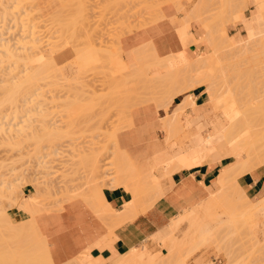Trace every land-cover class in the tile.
Listing matches in <instances>:
<instances>
[{"label":"bare ground","instance_id":"obj_1","mask_svg":"<svg viewBox=\"0 0 264 264\" xmlns=\"http://www.w3.org/2000/svg\"><path fill=\"white\" fill-rule=\"evenodd\" d=\"M139 1H141V0H139ZM179 1H181V0H165L159 6L154 7V9L157 11V13H159L160 6H162L165 3H170V2L174 3L176 5V7L179 8V6H180ZM198 1L199 2L196 1L197 5L195 4L193 6V7L197 6L198 8L195 7V9L197 8L198 11L195 12V9L193 8L192 9L193 12H191L192 10L190 12L192 13V15L195 12L194 15L197 16L196 13H198L200 11L199 14H201V11L204 10L202 14L206 15L207 12L210 11L212 0L210 2H209V0L208 1L202 0V2H201V0H198ZM228 1L227 0L226 1L221 0L222 3L220 5V7H218L219 11L217 9H215V7H214L213 9H215V11L217 10L218 12H216V13L214 12L215 13L213 15L214 17L211 16L214 19L213 21H211V24L213 25L214 22L216 24L218 22H220V17L223 13L226 14V19L224 20L223 24H222V22L219 23L222 26L221 25L219 26L217 24L216 25L217 28L214 25V26H212V29L210 28L211 26H209L208 29H210L211 31L205 29V31L207 30L210 32V35H207L208 38L206 36V38H207L206 42L208 41V39H209L208 43H210V44L211 43L215 44L217 41V43L213 46L210 54H204L200 57H197L198 59L195 58L194 61L190 62L184 55L169 57V58H165V59H157L155 56H152V57L150 56L151 57L150 58L146 52L142 53V51H141L140 54H138L139 55L138 61L140 62L141 66L145 70V72L150 67H159L163 71V74L161 76H154L152 79L142 80L143 88L145 90L146 96H142L141 94L139 95L135 91L129 90L128 89L129 80H123L120 77V78H117L118 80H109V82L112 83V85H111V87H112L111 91L112 92L109 95H107V94H106V96L104 95L105 98H103L105 101H107V100L109 101V98H110V100H111V98L113 100L114 94L118 95L114 99L115 101L113 100V102H111L112 101L111 100L108 103L109 104L113 103V104H111V106L114 105V107H115L114 110H116V108H117L118 112H120L121 115L123 114L121 120L124 119L125 122L119 120L122 122L120 125H123V123H126V121L127 122L130 121V119H129L130 117L128 118V115H129L128 113L132 107L139 106V105H142V104H145L148 102L155 103L156 107L158 109L164 111V113H165L164 117L161 119V122H162L164 129H165L164 131H166L168 133V137L166 138V139H168L169 137H171L172 134L176 133L177 131H179L181 129V127H182L181 116H182L183 112L185 111L184 110L185 107H188V106L194 107V101H193L192 97L187 96L188 95L187 92L191 91L192 89H194L195 87H198V86H204L205 87L206 94L208 95V101L204 105L203 108H205L211 114L213 112L215 113L214 118H213V116L211 117L212 118V127L214 128L215 131H217V132L220 131L223 134L224 138L226 139L225 141L227 142V146L221 152L222 158L231 157L233 159V162L229 166H227L224 170H222L220 172V174L217 178L218 190L215 192V196L213 194L207 193L206 198L201 200V199L197 198L196 196H193L194 195L193 192L191 190L185 188L182 185L172 189L173 191L169 192V196H173V195L177 196V194H179L181 197L180 199H182V201H183V203L179 204V206L180 205L181 206L178 207L179 209H182L181 210L182 212H180L178 214V218H175L174 220L171 221L170 227L176 228V227H178V225L181 222L187 221L188 222L187 225H190L189 228L191 227L192 231L194 233H196V235L198 234L200 237L199 242H198V240L196 241V239L194 238L197 243L196 242L192 243L193 247L191 248V251L189 250L188 253L186 252L187 254L185 256L183 255V257L178 258L179 260H177V264H187L186 258L189 255L193 254L194 251L198 250L200 247H202L203 245H205L207 243H214L215 244V242H217V240L219 238L218 236H221V234H220L221 230L225 227L220 221L217 220L219 215H220L219 211L221 212V214L227 215L228 219H230L228 222L229 227L230 226H235V227L236 226H245V222H246L245 218L253 219L254 223L252 226L253 228H252L251 233L254 236L257 234L256 229L259 226L263 225L262 223L264 222V198L257 201V202L248 201L245 197L244 191L242 190V188L240 187L239 182H238V179L243 174L250 172L259 166L264 167V131L262 130L264 128H262V129H260V131H258L256 129V127L253 125L250 118L246 115V110H243V106H242L243 104L239 103L241 99H238V97H236L233 89H231V87H229L230 79L226 80L227 74H225L222 71V68H224V67L230 68V66H228L229 64L227 63V61H228V59L229 60L232 59L231 58L232 56L234 58L236 55H237L236 57H238V56L240 57L242 55L241 58L243 57V58L247 59L248 54H246V53H249L251 51V48H252V47L249 48V46H253V45L255 47L258 46L260 48L259 51L261 50L260 53L264 54V29H263L264 28V0H254V3L256 5V10L258 11L257 15H256V17L251 16L247 19H243V13L248 7L246 0H232V4L230 1H229L230 3H228ZM200 2L202 3L201 5H200ZM198 3H199V5H198ZM205 3L206 4L208 3V5H210V6H207L209 10L207 9ZM217 3H220V1L219 2L217 1ZM118 4H119V0H118ZM217 5L219 6V4H217ZM228 6L230 7L229 10H228V8H229ZM204 7H206V10L204 9ZM5 8H6V6H5ZM76 9H78V8H76ZM139 11H140V8H139ZM179 11H180V9H179ZM79 12H80V10H79ZM204 12H206V13H204ZM228 12H229V17H228ZM211 13H212V11H211ZM202 14H201V16L198 15L197 17H199V18H195V19H197L198 22H200L201 24H204L205 22L207 23L208 19H206V18L209 16V14L207 16H203V17H205V19L207 21H205L204 18H203L204 21L202 20V18L200 19V17H202ZM73 16H75V15H73ZM77 17H79V16H77ZM185 17H186L185 20L188 19L187 16H185ZM189 17H191L190 21H193V20L195 21L194 17L193 18H192V16H189ZM211 17L209 16V18H211ZM79 19H80V17H79ZM127 19H128V16H127ZM183 21H184V18H183ZM202 21L204 23H202ZM67 22H68V20H67ZM186 22H187V20L185 22H183L184 26L182 25V27H184L183 29L186 30V31L184 30L185 31V33H183L184 36L181 33V32H183V30L179 31L182 38H185V34L187 32V28H185ZM226 22H228L229 26H233V27H236L238 23H241L242 27H243L242 29L244 30L245 34L244 35L240 34L239 40L238 39L236 40L235 38L227 39V37H226V35H224V31H223L224 30L223 28H224V25ZM59 23L61 24V22H59ZM206 23H205V25H203L204 28L206 26L208 27V25H209V24L206 25ZM188 26L189 25L187 24V27ZM213 27H214V30H213ZM218 27H221L220 30L222 29L221 30L222 33L212 32V31H216L217 29H219ZM179 28L181 29V26ZM215 28H216V30H215ZM180 29H178V30H180ZM220 30H219V32H221ZM131 31H132L131 28L128 29L127 34ZM209 32H207V34H209ZM217 33L219 34V36ZM222 34L224 36H222ZM211 36L212 37L216 36L218 38L216 39V37H215V42H213V38H210ZM234 43L235 44L238 43V45H232ZM247 45H248V48L245 47ZM6 46H8V45H6ZM6 46L3 49L4 50L3 54L5 56V59L7 57V59L11 60V62L14 59L13 62L15 61L17 64L19 63L20 59H21L22 63L31 62L32 65H33V63L35 64V62H36V66L35 65L32 66V69L30 67L31 64L28 66L32 71H30V73L28 72V74L19 78V80H21L20 83L18 82L16 84L15 83L13 84V82H11L10 85L6 84L7 86H4L2 88L4 90L3 91L4 103L8 102L9 105L13 104L12 106L15 109V107L16 108L18 107V104H17V106L15 105L16 103H19L18 98L21 97V100H20L21 102H25L26 99L30 100V97H34V95L38 94L37 91L39 90L41 81L52 79V77H56L57 73L59 76V69L53 70V71H55V72H52L53 74L49 73L50 72L49 70H50L51 65H52V58H47L45 54L38 55V56L36 55V57H35L34 55H30L31 53H29L26 56H22L23 57L22 58L20 55L24 54L25 53L24 51H23V53L21 51H19V54H18V51H15V53H13V51H11L13 49H11L9 46H8L9 48ZM118 47H119V44H118V40H117L115 48H113L110 52H108L105 60L108 63L112 62L110 65H112L114 63L113 65H120L121 67H125L122 60H121L122 58H120L121 55H120V51H119ZM91 48H89L90 51H92ZM234 48L235 49L238 48L236 52L232 51ZM255 49H257V47ZM14 50H16V49H14ZM248 50H250V51L248 52ZM231 51H232V54H235V55H232V54L230 55ZM252 51H253V49H252ZM88 52H87V50H85V51L78 53V58L80 61L79 62L76 61L78 58L75 59L76 63L78 62V64H79L78 65L75 63L76 68L78 66L81 67V66L85 65L83 63H86L85 61H87V60H88L87 63L89 62L90 59L95 60L96 57H97V61L100 60V58L98 56L92 54V52L91 53H88ZM225 53H227L228 56H226ZM223 54H225L224 56L227 59L226 62H224L226 60L225 58L223 59L224 61H222V57H224ZM30 56H33L34 58H32ZM86 56L88 57L87 60H86ZM48 57H49V55H48ZM250 58H248V60ZM22 59H23V61H22ZM83 59H85V60L83 62H81V60H83ZM145 59H147V64H146L147 67H144L142 64ZM255 59H256V56H255ZM9 60H8V62H10ZM24 60H25V62H24ZM252 60H254V59L253 58L251 59V63L256 62V61L252 62ZM93 62H96V60ZM219 62H221V64H219ZM223 63L224 64L227 63V64L224 65ZM237 63H236V65H238ZM251 63H249V65H251ZM80 64H82V65H80ZM239 65H238V68L240 67ZM254 66L252 64L251 67H254ZM244 67L247 68V65ZM235 69H236V67H235ZM251 69L252 68H248L246 70H248V73H250ZM78 70H80V69H78ZM228 70L226 71V73L229 72ZM249 70H250V72H249ZM81 71L82 70H80V72ZM232 71L234 72V70H232ZM241 71L242 70H240V72ZM142 72H144V71H142ZM142 72H139V73L141 74ZM233 72H232V74H233ZM235 72H236V70H235ZM238 73H237V75L240 74V73L239 74ZM51 74H52V76H51ZM232 74H230V76ZM145 76H146V74H145ZM228 77H229V74H228ZM233 79H235V78H233ZM11 80H13V79L11 78ZM117 93H120V94H117ZM77 97H80V96H77ZM107 97H108V99H107ZM175 97H182V102H181V104L177 105L176 108L173 109V111L171 113H169L168 109L171 106V104L169 103V100L174 99ZM95 99L99 100V98L96 96H91V97H88L86 99L76 98L73 100L72 99L65 100L67 102H64L63 108H65L67 113H69L70 115H67V113L65 112L66 115L69 116V120L67 118L66 123H65L66 125H64V127L67 128V130L72 129V131H73V130H75V128L78 127V125L83 124V129L90 130V131H92V133H95V131L99 130L101 127V123L103 122L102 119L103 118L108 119V117L105 116L106 110L97 111L98 109L94 105H98V107H99V103H98L99 101H97V103H96ZM4 103H3V105H4ZM207 104L208 105L210 104V106H211L210 111L207 109ZM115 105H117V106H115ZM93 106L96 109H94ZM92 108L96 112H91V115H90L88 113V111H93V110H91ZM111 110H113V109H111ZM114 110H113V112H114ZM76 112H78V113H76ZM102 112L104 113L103 118H101V117H100L101 119L97 118V116L101 115ZM94 113H95V115H94ZM108 113L109 112H107L106 114H108ZM120 113H118V114H120ZM114 115L116 116V112ZM92 116H95V117H93L94 120L92 119ZM218 116H221L222 120H220L218 118ZM1 118H3V117H1ZM95 118L97 120H95ZM120 118H121V116H120ZM98 120H99V122L100 121L101 122L98 123ZM92 122H93V124H91ZM130 123H131V121L128 122V124H130ZM96 124L98 125L97 127H95ZM3 125L5 126V124H3L2 121H0V131L1 132L5 131V133H6V134L4 133L5 135L3 134V136H0V146L2 144V146L6 147V145H7L8 147H10L9 149H12L14 147L17 148L16 146L20 145L19 143L21 142V140L24 142V140L27 136L26 132H28V131H26L25 132L26 134L24 135V131L21 130L23 128L16 129L17 132L15 131L16 133L14 134L13 131L10 133V130H12L10 127L5 129ZM127 125H125V127ZM127 127H126V129H127ZM2 128H3V130H1ZM122 128L125 129L124 125L121 127H117V129H115V130H111V131L109 130L108 132L106 131V133L105 132L102 133L105 135L106 140L113 142V146H114L116 153H118L120 155V157H117L115 160L112 159L111 161H106V162L104 160L105 165L107 163L108 166L110 164H112L113 166L114 165L116 166L117 178H113L114 176L113 177H107L108 175L112 176L111 170H110V172L108 171L109 170L108 166H106L105 169H103L104 168L103 163H102V166L100 164L101 162H103L102 157L106 154L107 148L103 145L96 147V142L94 141L95 142V145L93 143L94 147L88 146L86 149H84V150L78 149V151H76L74 149L76 151V153L73 152L74 151L73 149L71 150L72 153H75L74 155H72V159H73L72 161L74 162V163L72 162V164L82 165L84 167V169H86V174H87L86 180L87 181H84L85 185L79 186V188L75 189L74 191H72V189H70L69 191H72L71 193H69L67 191L69 188L68 189L63 188V190L66 189V191L62 192V194L63 193H64V195L66 194L65 195L66 198H64L65 202H69V201L74 200V199H81V201L83 200L84 202H86L84 204H88L86 206H88L91 209V212L95 214L94 216H97L96 218H98L100 221H103L102 224H107L106 228H107V230L109 228L108 232L110 233L111 236L113 235V231L115 229H117V227H120L122 224H124L128 220H132L134 218V216H136L138 213L145 212L148 208H151L154 204H156L160 199H162L163 197H166V192L160 186L161 184L159 183L157 174L154 171L150 172L148 174H144V175L139 174L135 170L134 166L126 158V156L123 154V152H121L118 149V147L116 145V133L118 130H122ZM20 130L22 132H19ZM7 131L9 133H7ZM29 134H31V133H29ZM45 134H44V136H45ZM23 135L25 138L23 137ZM32 136L33 135H30V138ZM51 136H53V135H51ZM51 136H48V137H51ZM92 137L95 139V136H92ZM96 137H98V136H96ZM28 138L29 137H27V140H29ZM41 139H42V137H41ZM45 139H48V138L46 137ZM50 140H51V138H50ZM204 144H206V143H204ZM91 145H92V143H91ZM71 151H70V153H71ZM56 154H58V152ZM202 160L203 159L200 156L199 164H202ZM190 166H191V163L186 158V156L184 154H182L181 156H179L178 158L173 160L170 167H168V169L166 168L165 170H163V173L168 175V174L172 173L175 169H178V168L189 169L188 167H190ZM62 175H63V173H62ZM60 176H61V174H60ZM63 177H64V175H63ZM63 177H62V179H63ZM102 178H103V180L108 179V180H110V182L107 183L105 186V183L102 181ZM104 178H106V179H104ZM101 181H102V183H101ZM46 182L47 181H44V183H46ZM42 183H43V180H42L41 184ZM58 183L59 182H57V184ZM44 185L45 184H43L42 194L38 195V196H40L39 199H34L32 201L24 200L22 202L15 201L16 205H17L16 209L23 210L25 213H28L31 216L29 220H27L25 222H20L17 224V226H14L13 223L10 222V220H9L10 218L8 217L6 210L1 209L0 212H2V210H3V212L0 213V242H2V243L3 242L4 243L5 242H9V243L10 242H13V243L25 242V244H26L27 241L31 240V238H33L35 240L33 242L37 241L35 243V245L33 246L34 249L31 247L32 245L29 246V244L32 243V241H31L30 243L28 242L29 244L27 243L28 244L27 248L25 245L24 246L23 245H16V247L13 246L14 248L13 247L12 248L14 249V251H12L11 249H10L11 253H9L10 250H8L9 252L6 251L8 254L4 253L3 251H4L5 247L10 248V245H8V246L5 245V247H2L3 249H0V250H3V251H0L1 254H2V252H3V254H7V255H5L6 257L3 254H2L3 256H1L4 258L2 260V261H4V263L6 262L5 260L8 261V259H9V261H18V258H19L22 261H25V263L32 261L31 263H33V264H51L49 261V258L47 257L48 253L46 254L44 238L39 234V232L36 228L35 222L33 220V217L35 214H38V213L43 212V211H49L47 206L44 205V201L46 199H48V197H50V196L53 197V195L49 194V191H50L49 189L51 187L48 186L49 188L48 187L45 188L46 186H44ZM118 186H123L128 192H130L129 194H131V196H132L131 201L124 205V210H122V211L112 210L105 203L104 198H103V189L104 188H116ZM70 188H72V187H70ZM5 190L6 189L2 188L1 182H0V201L12 200V198L5 192ZM53 191H54V188H53ZM60 192H61V189H60ZM177 198L179 199V197H177ZM50 200H51V198H50ZM182 206H183V208H182ZM218 209H220V210H218ZM5 228H8L11 230L10 231L11 233L9 236L4 235L2 230ZM222 233H224V232H222ZM226 234H227V232H226ZM198 235L196 236L197 238H198ZM222 237H223V235H222ZM223 238H222V240H223ZM14 239H16L17 241H15ZM113 239H115V238L113 237ZM152 240H156L157 243L161 244V248L166 251L165 256H163L162 251H160L158 249L155 252H152V251H154L153 248H152V251L148 249V246ZM178 240L180 242V239H178ZM178 240L172 236H169L167 239V238H164L163 236H161L160 234H156L154 237L148 239L142 245V247L134 248V249L130 250L127 254H125L121 258L115 260L113 262V264H164V262H166V261L169 263V261L171 259L173 260V258H174L176 260L177 257H179L177 255L178 253L176 254V252H179L180 248L183 247L182 241L180 242V243H182V245H181L178 243ZM223 242H225V241H223ZM37 243H38V245H37ZM220 243H222V241ZM220 243L218 242V244H220ZM6 244H8V243H6ZM1 246H3V245H1ZM107 246L108 245H105V244L101 245L100 249H103ZM22 248H23V250H21ZM29 249H31V250H29ZM230 249H231V247H230ZM30 252H31V254L28 255ZM225 253H226V255L228 253L227 258H228V261H230L233 258V251H232V253H231V250L228 252L225 251ZM1 257H0V260H1ZM168 259H170V260H168ZM164 260H166V261H164ZM175 262L173 260V262H170V263L174 264ZM67 263L68 264H77L76 262H71V263L67 262ZM98 263H100V262L98 261V259H96V260H93L92 262H90L88 264H98ZM228 264H231V263L229 262ZM258 264H264V260L260 261V263H258Z\"/></svg>","mask_w":264,"mask_h":264},{"label":"crops","instance_id":"obj_2","mask_svg":"<svg viewBox=\"0 0 264 264\" xmlns=\"http://www.w3.org/2000/svg\"><path fill=\"white\" fill-rule=\"evenodd\" d=\"M120 1L122 0H119V2ZM210 1L211 0H209V2ZM217 1H220V3H218V7H220L222 2L221 0ZM195 2L196 0H189V2L182 4V1H179V8L172 2L165 3L160 6L159 13L156 12V14L151 16L141 12L131 19V25L133 26L132 31L127 34L114 23L115 4L118 3V0H86L89 7H95L98 11L93 12L90 9L87 14V21L76 31V42L78 46L87 50V52L89 51L88 53H95L100 60L97 61L96 57V62L90 59L87 63L88 57L86 56L87 61L83 63L86 66L83 65L76 68V64H78L80 60L74 46L71 43L64 46L65 40L68 39L66 36L63 38L58 37L55 49L50 52L52 55V65L50 69H59L63 74L64 80H77V82L75 81L72 83V94L78 93L84 96L83 93L87 92V95L99 94L104 96L110 92L112 83L109 82V80H118L117 78L120 77L123 80H127L131 74H138L142 71H144L141 73L142 75L139 73L140 80L152 79L154 76H161L163 74L162 69L159 67H150L146 71L147 73L145 72L138 61V54H140L141 51L142 53L146 52L149 57L155 56L157 59L184 55L190 62L194 61L195 58L198 59L197 57L204 54H210L211 51L208 49L209 45L207 46V43L205 44L203 42L206 41L208 36L206 38V33L202 29L203 25L206 23L203 22V18L205 19L203 16H207L209 12L203 15L202 13L204 10L201 9L202 17H200V19L202 18V23L204 24L198 22L195 18H199L197 16H201V14H199V11L196 13L197 16L194 15V13L198 11V7L195 6L197 7L195 9L193 6L195 4L197 5L199 1L197 0V2ZM201 2L200 5L202 4ZM208 3H205L206 7L210 6ZM139 6H141V4L138 3L137 7ZM206 7H204L205 10ZM218 7L217 10L219 11ZM193 8L195 9L193 13L194 16L191 13L193 12ZM188 15L192 16V18L194 17L195 21H190L191 17ZM185 16L188 17L185 23V28H187L186 34L188 36L185 34V38H182L179 31L183 30V32H181L182 35L186 31L183 29L184 27H182V25L184 26L183 22L186 21ZM222 16L223 14L221 17ZM213 17H211L212 19H210L209 16L206 18L208 20L210 19V22L208 21L209 23H206V25L209 24L208 27H205V29L209 31H211L208 29L209 26H211L210 28L212 29L214 25L215 27L217 24L219 26L221 25L219 24L221 22L217 24L212 22V25L211 21L214 20ZM206 19L205 21H207ZM96 21H100L97 27L99 26L101 29H97V27L94 26ZM88 22L90 23L88 24ZM226 23L223 31L228 39V22ZM187 24L189 25L188 27ZM180 26L181 29L179 28ZM218 28L219 29L212 32L222 33V29L220 30L221 27ZM219 30L221 32H219ZM110 34H115V38L110 37ZM207 35H210V32ZM224 35L222 34V36ZM215 37H210L213 38V42H215ZM236 37H239V34L231 38ZM217 38L218 37H216V39ZM117 39L121 55L120 58H122L121 60L125 66V72H120L121 68L118 65H113V63L112 66L110 65L112 62L108 63L104 60V50L109 48V46H115ZM89 42L93 44L90 46L88 45ZM215 44H210L211 50ZM88 47H92V51H90ZM76 58H78L76 60L78 61L77 63L75 61ZM84 60L85 59L81 60V62ZM78 69L82 71L80 72ZM85 70H97L99 76L91 79L85 75ZM89 80H108L109 86L103 89L99 87L90 89L89 87L92 83ZM65 86L68 87V84H65ZM66 89L68 90V88ZM187 94V96L192 97L194 107L189 106L186 108L181 116V129L172 134L171 137L166 139L168 133L164 131L165 129L161 122V119L165 115L164 111L158 109L155 103L148 102L132 107L129 110L128 118L130 117L131 125L128 124L130 121H126L128 125L123 123L125 129L122 128V130L116 133V145L139 174L144 175L153 171L157 174L159 183L161 184L160 186L166 192V197L169 196V192L173 191L172 189L180 185H186L187 187L193 185L196 189L199 184L201 190L196 197L203 200L206 198L207 193L214 194L218 190L217 178L220 172L233 162V159L231 157L222 158L221 152L227 146V142L220 131L217 132L214 130L212 127V118L209 112L203 108L208 101L205 87H195L187 92ZM181 102L182 97H175L168 112L171 113ZM125 125L129 128L126 126V129ZM182 154H184L191 163V168H178L168 175L164 174L163 170L166 168L168 169L173 160ZM200 156L203 159L202 164H199ZM225 160H228V162L223 163ZM238 182L248 201L257 202L264 198L263 166H259L243 174L238 179ZM21 192L24 198L36 195V189L31 184L22 186ZM129 193L130 192L123 186L104 188L103 198L105 203L112 210L122 211L124 210V205L131 201L132 196ZM84 203L86 202L83 200L81 201V199H74L60 206H55L52 210L43 211L34 215L33 220L39 234L44 238L46 254L48 253L47 257L51 264H68L67 262L88 264L96 259L103 264H113L115 260L124 256L130 250L142 247L141 244L145 243L156 234H160L164 237L170 230L172 220L168 223L169 218L176 214L175 205L165 202V197H163L145 212L138 213L132 220H128L120 227H117L111 236L108 232L109 228L108 230L106 228L107 224H102L103 221L96 218L97 216H94L95 214L86 206L88 204ZM181 210L182 209H179L178 213L182 212ZM7 214L10 220L15 223L25 222L31 217L23 210L15 208L9 209ZM219 214L218 221L223 223V218H225L224 221L229 222L230 219H228L227 215L221 214L220 211ZM262 224L263 225L256 229L257 234L260 232L264 235V222ZM113 237L116 240L113 239ZM14 240L17 241L16 239ZM31 241L32 243L29 244ZM33 241H35L33 238L27 241V243L29 242V246L32 245V248L37 242ZM6 243L10 245V248L5 247L8 249L6 250L4 248V251L0 250L4 253H7L6 251L10 249L14 251L13 246L16 247V245H25L26 248L28 247V244H25V242H0L3 246H5ZM104 244L108 246L100 249V246ZM153 244H157L156 240H152L149 246ZM0 249L3 248L0 247ZM11 250L8 252L11 253ZM21 250H23V248ZM2 254L0 256H5L8 253ZM3 259L4 258L1 257L0 264H24L23 261H9V259L8 261L5 260L6 262L4 263V261H2ZM204 261V259H199L198 264H207Z\"/></svg>","mask_w":264,"mask_h":264},{"label":"rangeland","instance_id":"obj_3","mask_svg":"<svg viewBox=\"0 0 264 264\" xmlns=\"http://www.w3.org/2000/svg\"><path fill=\"white\" fill-rule=\"evenodd\" d=\"M163 1L165 0H141V1L122 0L121 2H119V4L118 3L115 4V22L114 23L116 24V26L122 28L127 33V30L130 28L132 29L133 27L131 25L132 18H134L137 14H140L141 12L144 14H148L150 16L156 14L157 11L154 9V7L159 6ZM181 1H182V4L187 2V0H181ZM212 1H211L212 6L210 8L211 10L208 13L210 17L213 16L217 12V10L215 11V9H217L218 7L217 0H212ZM229 1L232 4V0H229ZM229 1L228 3H230ZM246 2H247L248 7L243 13V19H247L251 16L256 17L258 11L256 10V5L254 3V0H246ZM138 3L141 4V6L137 7ZM214 7L215 9H213ZM230 7L228 8V10L230 9ZM139 8H140V11H139ZM90 9L93 12L98 11V9L95 7H92V8L89 7V4L86 3V0H55V1L54 0H0V101L2 102V103L0 102V107H1L0 108L1 109L0 110V114H1L0 121H2L3 124H5V126L3 125L5 129L8 127L12 129V130L9 129L10 133L13 131V133L15 134L17 132L16 129H21V128H23L21 130L24 131V135L27 133L26 138L23 135V137L25 138L24 142L21 140L22 143L21 142L19 143L21 146L20 145L16 146L17 148L11 147L13 150L9 149L10 147H8L7 145L5 147V146H2L1 144L0 146V182H1L2 188L6 189L5 192L12 198V200L0 201V211L1 209L3 210L5 209L6 212L9 209H14V208L16 209L17 205L15 201L22 202L24 200L32 201L34 199H39L40 196L38 195L42 194L43 184H45L44 185L46 186L45 188H47L48 186L51 187L49 189L51 191V192L49 191V194L53 195V197L50 196L48 197V199H46L47 201L46 200L44 201V205L47 206L49 210L54 209L55 206H60L61 204L65 203L64 198H66L65 197L66 194L64 195V193L62 194V192L63 191L65 192L66 189L63 190V188H67V189L69 188L67 191L71 193L75 189L79 188V186L85 185L84 181H87L86 180L87 179L86 169H84L82 165L72 164L73 162L72 155H74L76 151H78V149L84 150L88 146L94 147L95 142H96V147L100 145L105 146L107 148L106 154L102 157L103 162L100 163L101 166L103 163V167H104V168L102 167L103 169H105V167L108 166L107 163L106 165L104 164V160L106 162V161H111L112 159L115 160L117 157H120V155L116 153L114 149L113 142L106 140L105 135L102 133L103 132L106 133V131L108 132L109 130L110 131L115 130L117 129V127H121L122 126L120 125L122 123L121 121H124V119L121 120L123 114L121 115V113L118 112L117 108L116 110H114L115 109L114 105L111 106V104L113 103H110V104L108 103L109 101L112 100V98L111 100L109 98V101L107 100L109 96L106 99L107 101H105L103 99L105 97L99 94L87 95V92L83 93L84 96L78 93L72 94L71 93L72 83H74L75 81L77 82V80H64L63 74L61 71H59V76H58V73L56 72L57 73L56 77H52V79H49V80L41 81L39 90L37 91L38 94L34 95V97H30V100L26 99L25 102H21L20 101L21 97L18 98L19 103L15 104L16 106L18 104V107L17 108L15 107V109L12 106L13 104L9 105L8 102L4 103V99H3L4 90L2 88L4 86H7L6 84L10 85L11 82H13V84L14 83L16 84L18 82L20 83L21 80H19V78L28 74V72L30 73V71H32L31 70L32 66L34 65L36 66V62L35 64L33 63L32 65L31 62L27 63L24 60V62L27 64L26 65L25 63L21 62V59L19 60L18 64L15 61L13 62L14 59L11 62V60L7 59L6 57L7 59L6 60L3 54V51H4L3 49L5 48V46L8 45L11 49H13V50L10 49L11 51H13V53H15V51H18V54H19V51H21L22 53L24 51L26 54L21 53L22 54L20 55L21 57L26 56L27 54L31 53L30 55H34L35 57L36 55L38 56V55L45 54L47 58H52V55L50 54V52H52L55 49L56 41L58 37L63 38L66 36L68 40H65L64 46H67V44L71 43L74 46V49L77 52V54L82 51H85L83 48L78 46V43L76 42V38H77L76 31L79 27H81L82 24H84L87 21V16H88L87 14L90 11ZM211 11L213 14L211 13ZM125 14L128 16V19ZM77 16H79L80 19ZM225 17H226V14L223 13V16L220 18V22H224ZM228 17H229V12H228ZM58 21L61 22V24ZM99 22L100 21H96L94 26L97 27ZM89 23L90 22H88V24ZM242 28L243 27L241 23H238L236 27L228 25L227 27V33L229 35L228 39L235 36L236 34H239V37L235 38L236 40L237 39L239 40L240 34L242 35L245 34ZM97 29H101V28L98 26ZM202 29L204 30L207 36V30L205 31V28L203 27ZM109 36L115 38V34L113 35L110 34ZM203 42L205 44L207 43L206 44L207 46L209 45L208 42L206 41H203ZM92 44H93L92 42L88 43V45L90 46ZM232 45H238V43L236 44L234 43ZM115 46H109V48H106L104 50V54H103L104 60L107 57L108 52H110L113 48H115ZM253 46H249V48L252 47L251 51L248 50V52L249 51L250 52L246 53L248 54L247 55L248 58L252 56L249 59L250 61L248 60V58L247 59L243 57L241 58L242 55L240 57L239 56L236 57L237 56L236 55L234 58L232 56L231 57L232 59L230 60L228 59L229 61L228 62L224 56L225 54L226 56L228 55L227 53H225L223 54L224 57H222V61H224L223 59L225 58L226 60L224 62L227 61V63L229 64L228 66H230V68L229 67L227 68L221 67V68H222V71L225 74H227L226 80L230 79L229 87L233 89L236 97H238V99H241L239 103L243 104L242 105L243 110H246V115L250 118L251 122L256 127V129L260 131V129L264 128V54L262 53L263 54L262 55L260 53L261 50L259 51L260 48L258 46H256L257 49H255L256 47L254 46L255 47L254 48ZM245 47L248 48V45ZM235 48L232 50L233 52H236L238 49V48L237 49ZM208 49H210L209 51H211L210 45L208 46ZM232 51L230 52V55L232 54ZM93 54L96 55L95 53ZM232 55H235V54H232ZM255 56H256V59H255ZM30 57L34 58L33 56H30ZM252 58L254 59L252 60V62L256 61L255 62L256 64L251 63ZM8 60L10 62H8ZM248 62L251 63V65H249ZM12 63L13 64L15 63V64L13 65ZM236 63L238 65L240 64L239 68H238V65H236ZM142 64L144 67H147L146 66L147 59H145ZM219 64H221V62H219ZM252 64L253 66L254 65L255 66L251 67ZM29 65L31 69L28 67ZM246 65H247V68L244 67ZM118 66L121 68L120 72L126 71L125 67H121L120 65ZM248 68H252L251 69L252 73L250 72V70H249L250 73H248V70H246ZM227 70L229 71L228 73H226ZM232 70H234V72ZM240 70L242 71L240 72ZM49 71H50L49 73L55 72L53 71V69H50ZM232 72L234 75L232 74ZM84 73L91 79L99 76V73L97 70H85ZM237 73L239 75H237ZM228 74H229V77H228ZM230 74H232L231 75L232 77L230 76ZM139 75H140L139 73L131 74V76L127 79L129 80L128 89L135 91L139 95L141 94L142 96H146L145 90L143 88V82L142 80H140ZM11 78L13 80H11ZM89 81L92 83V85H90L89 87L90 89L96 88V87L103 89L104 87L109 86L108 80H89ZM65 84H68V87H66ZM65 87L68 88V90ZM111 90H112V87H110V92L107 95H109L112 92ZM117 94H120V93H117ZM77 96H80V97H77ZM91 96H96L99 98V100L95 99L96 103L97 101H99L98 102L99 107L98 105H94V106L97 107L98 109L97 111L106 110L105 116L108 117V119L105 118L106 119L105 120L103 118L104 116L103 112L101 113V115L97 116V118L99 119L103 118L102 120L103 122L104 121L105 122L101 123L100 129L95 131V133H92V131L90 130L83 129V124L82 125L80 124L81 126L78 125V127L75 128V130H73L74 132L72 131V129H70L71 131L67 130V128H65L64 125H66L65 123H66L67 118L69 120V116L67 115H70V114L67 113L65 108H63L64 102H67L65 100L67 99L73 100L76 98L86 99ZM113 96H114L113 97V100H114L118 95L114 94ZM113 100L111 102H113ZM172 101L173 99L169 100V103L172 104ZM93 108L91 110H93ZM108 108L110 110L113 109L114 112L113 110L110 111ZM186 108L187 107H185L184 110H186ZM207 109L209 111L211 110L210 104L209 105L207 104ZM65 112L67 113V115ZM91 112H96V111L95 110L88 111L90 115H91ZM107 112L109 113L106 114ZM115 112H116V116L114 115ZM117 112L120 114H118ZM119 115L121 116V118ZM209 115L211 117L213 116L214 118L215 113L214 112L212 114L209 113ZM93 117L95 116H92V119ZM218 118L222 120L221 116H218ZM95 120L97 119L95 118ZM100 122L98 120V123ZM91 124H93V122ZM97 124L95 127L98 126ZM1 130H3V128ZM21 130L19 132H22ZM262 130L264 131V129ZM2 132L0 131V136H3V134L5 133V131H2ZM7 133L9 132L7 131ZM30 135H33L32 136L33 138L32 137L30 138ZM48 136H51V137H48ZM92 136H95V139ZM27 137H29L28 139L30 141L27 140ZM46 137L48 139H45ZM72 149L76 150V151L75 150L73 151L75 153H72L71 151ZM57 152L58 154H56ZM225 162H228V160L223 161V163ZM108 167H109L108 171L110 172L111 170L112 176L108 175L107 177L114 176L113 178H117L116 166L115 165L113 166L112 164H110ZM60 174L63 177V179L60 176ZM42 180H43V183L41 184ZM44 181H47V182L44 183ZM102 181L105 183V186L107 183L110 182V180L108 179L103 180V178H102ZM57 182L59 183L57 184ZM26 184H31L36 189L35 196H28L27 198H24L22 196L21 188L22 186ZM182 186L191 190L194 194L193 196H198L201 190L199 184L196 189L194 188L193 185H190V187H187L186 185H182ZM53 188H54V191H53ZM60 189H61V192H60ZM70 189H72V191H69ZM213 195L215 196V193ZM177 197H179V199ZM180 198L181 197L179 194H177V196L173 195V196L165 197V202L172 203L176 207V214L169 218L168 223L171 220L178 218V214L180 213V212L178 213V210H179L178 207L181 206V205L179 206L180 203H183L182 199ZM224 220L225 218H223V223L225 227L221 230L220 232L221 236H218L219 238L217 242H215V244L207 243L203 245L202 247H200L198 250L194 251L193 254L189 255L186 258L187 264H198L199 259H204L205 260L204 262L207 264H228L229 262L231 264H258L260 263V261L264 260V235L260 232L256 234L255 236L252 235L251 231L253 228L252 226H253L254 220L245 218V221H246L245 226H236V227L235 226L229 227L228 222ZM10 222H12L14 226H17L18 224L11 220ZM184 222L185 221L181 222L176 228L170 227V230L164 235V238L168 239L169 236H172L177 240L180 239V242L182 241L183 243L182 245V243H180L178 240V243L181 244L183 247L180 248L179 252H176V254L178 253L177 255L179 257H177L176 260L173 258L174 262L176 261L174 264H177V260H179L178 258L183 257V255L185 256L189 252V250L191 251V248L193 247L192 243H195L197 240L198 242L200 241L199 235L197 234L198 235V238H197L196 233L192 231L191 227L189 228L190 225H187L188 222L187 221H186L187 223L186 222L184 223ZM2 231L4 235H7V236H9L11 233L10 232L11 230L8 228L3 229ZM222 235L225 239L222 237ZM221 237L223 238V240ZM194 238L196 239V241ZM221 241L222 243H220ZM218 242L220 244H218ZM159 244L160 243H157L156 245L154 244L150 245L149 250L152 251V248H153L154 251L152 252H155L158 249L162 251V255L165 256L166 251L162 249L161 244L160 245ZM6 245L8 246V244ZM0 247H5V246L0 245ZM228 248L231 250V253L233 251V258L230 261H228V258H227L228 253L227 255L225 253V251L226 252L230 251ZM223 249L224 250L226 249V250L224 251ZM30 254L31 252L28 255ZM18 260L22 262L21 259L18 258ZM173 260L171 259L169 263L166 260H164L166 261L164 262V264H171L170 262H173ZM31 262L32 261L25 263V261H23L24 264H33ZM98 264H103V263H98Z\"/></svg>","mask_w":264,"mask_h":264},{"label":"trees","instance_id":"obj_4","mask_svg":"<svg viewBox=\"0 0 264 264\" xmlns=\"http://www.w3.org/2000/svg\"><path fill=\"white\" fill-rule=\"evenodd\" d=\"M226 163V162H225Z\"/></svg>","mask_w":264,"mask_h":264}]
</instances>
